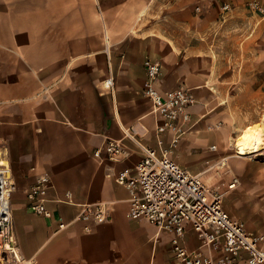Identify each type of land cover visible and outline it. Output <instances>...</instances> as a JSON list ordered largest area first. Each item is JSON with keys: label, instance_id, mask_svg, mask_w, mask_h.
<instances>
[{"label": "crops", "instance_id": "0c3cea01", "mask_svg": "<svg viewBox=\"0 0 264 264\" xmlns=\"http://www.w3.org/2000/svg\"><path fill=\"white\" fill-rule=\"evenodd\" d=\"M251 4L264 10V0H0V147L17 185L21 264H168L172 234L129 218L130 192L115 179L136 172L139 143L171 146L170 134L158 143L145 66L161 64L160 91L191 89L197 99L171 157L192 174L221 167L239 178L231 139L264 112V13ZM245 105L253 109L234 122ZM108 140L123 141L129 158L109 160ZM44 174L51 218L27 208L25 190ZM82 204H104L108 220L85 232L74 221ZM186 244L199 245L194 232Z\"/></svg>", "mask_w": 264, "mask_h": 264}, {"label": "built area", "instance_id": "2783aa9c", "mask_svg": "<svg viewBox=\"0 0 264 264\" xmlns=\"http://www.w3.org/2000/svg\"><path fill=\"white\" fill-rule=\"evenodd\" d=\"M231 7L225 3L223 10L227 12ZM250 7L264 13L259 4ZM145 67L144 93L151 100L152 111L157 116L158 143L161 146L162 137L170 134L171 146L154 149L139 143L143 157L136 165V172L131 174L124 170L116 176V182L130 192L128 217L145 219L158 230L172 234V258L168 264H264V234L251 232L243 221L233 217L225 209L223 194L209 184L206 176L188 172L171 157L172 148L177 146L185 126L191 121L190 108L197 102L195 94L186 88L160 91L156 80L161 73V64L148 61ZM112 84L113 79L109 78L107 87ZM221 126L222 123H217L209 129H220ZM136 135L134 129L126 131L127 137L135 139ZM105 150L111 161H123L131 155L121 140H108ZM234 150L237 154L238 150L235 147ZM94 155L104 159L100 149ZM249 157L264 164V147ZM211 169L219 172L222 168ZM238 184L239 179L232 177L228 189L233 190ZM52 187L50 176L44 174L25 190L27 208L33 214L53 216L48 207ZM16 190L17 185L0 147V264L23 262L14 233L12 197ZM65 197L67 202H73L70 192H66ZM107 214L104 204H82L74 221L82 223L85 232H91V223L106 222ZM66 227V223L60 222V230ZM189 232H194L199 242L196 248L186 244Z\"/></svg>", "mask_w": 264, "mask_h": 264}, {"label": "rangeland", "instance_id": "374dc122", "mask_svg": "<svg viewBox=\"0 0 264 264\" xmlns=\"http://www.w3.org/2000/svg\"><path fill=\"white\" fill-rule=\"evenodd\" d=\"M0 9H3V6ZM51 24L52 20L45 19V26L50 27ZM240 101L242 104L244 100ZM246 102L251 103L253 100H246ZM252 109V107L245 105L242 110L238 109L237 112H233V121L237 122L243 116L248 115ZM257 122L264 125V112L254 123ZM251 124L253 123L248 125ZM241 131L235 130V137ZM235 137L231 139V143L234 142ZM229 152L232 153L234 151L229 150ZM237 158L241 161L239 168H237L239 170L237 188L228 189L232 174L229 173L227 168H222L219 172L211 171L207 177L208 182L213 184L214 189L223 194L225 207L233 216L245 221L250 229L264 233V166L258 162L257 158Z\"/></svg>", "mask_w": 264, "mask_h": 264}, {"label": "bare ground", "instance_id": "6f19581e", "mask_svg": "<svg viewBox=\"0 0 264 264\" xmlns=\"http://www.w3.org/2000/svg\"><path fill=\"white\" fill-rule=\"evenodd\" d=\"M233 145L238 150L235 155L242 159L260 150L264 147V125L259 122L247 125L235 137Z\"/></svg>", "mask_w": 264, "mask_h": 264}]
</instances>
